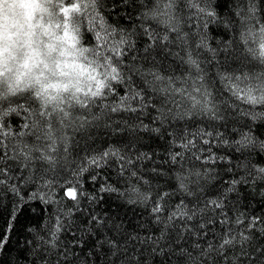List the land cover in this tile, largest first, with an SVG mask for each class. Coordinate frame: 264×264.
<instances>
[{"label":"snow or ice","instance_id":"snow-or-ice-1","mask_svg":"<svg viewBox=\"0 0 264 264\" xmlns=\"http://www.w3.org/2000/svg\"><path fill=\"white\" fill-rule=\"evenodd\" d=\"M0 264H264V0H0Z\"/></svg>","mask_w":264,"mask_h":264},{"label":"trees","instance_id":"trees-1","mask_svg":"<svg viewBox=\"0 0 264 264\" xmlns=\"http://www.w3.org/2000/svg\"><path fill=\"white\" fill-rule=\"evenodd\" d=\"M153 147H155V145ZM157 151H162V149L157 148ZM34 207L36 208V215H40L41 214V208L43 206L40 205L39 203H36L34 205ZM21 243H23V237L22 236H21ZM13 255H15V253H13Z\"/></svg>","mask_w":264,"mask_h":264}]
</instances>
